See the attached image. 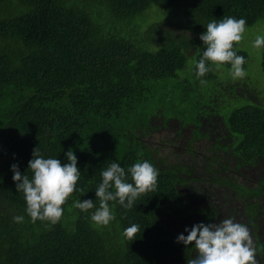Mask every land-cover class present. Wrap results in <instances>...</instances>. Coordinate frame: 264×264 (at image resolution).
<instances>
[{
	"label": "trees",
	"instance_id": "16d2710c",
	"mask_svg": "<svg viewBox=\"0 0 264 264\" xmlns=\"http://www.w3.org/2000/svg\"><path fill=\"white\" fill-rule=\"evenodd\" d=\"M180 1L106 0L112 13L125 20L152 5L171 8ZM224 16L244 17L247 27L252 26L264 20V0H191L185 19L194 37L169 33L158 39L159 44L167 42L156 52L123 38L100 37L92 15L71 0H0V264H173L196 254L192 246L177 242V236L185 234L184 226L219 222L224 205L209 192L227 182L229 158L222 151H194L193 137L188 144L194 159L176 164L159 150L153 152L143 138L165 123L170 129L173 120L180 124L175 135L189 129L192 123L177 117L147 113L155 82L185 68L184 50L197 48L199 60L207 23ZM234 46L246 57V68L249 55L237 49V42ZM213 78L211 71L203 77ZM157 120L161 125L155 126ZM225 123L238 161L248 167L264 164L263 107L245 105ZM37 147L62 163L73 150L82 173L77 186L83 191L70 195L54 225L32 222L24 194L13 180V164L31 178L29 161ZM113 160L126 169L148 160L159 169L156 190L142 194L131 210L109 202L113 222L123 230L140 225L136 239L125 237L124 251L118 254L91 220L95 209L85 213L73 203L92 199L99 206L95 189L102 182L101 171ZM261 192L264 189L247 191L246 196ZM16 215H23L24 221H14Z\"/></svg>",
	"mask_w": 264,
	"mask_h": 264
},
{
	"label": "clouds",
	"instance_id": "9594fccd",
	"mask_svg": "<svg viewBox=\"0 0 264 264\" xmlns=\"http://www.w3.org/2000/svg\"><path fill=\"white\" fill-rule=\"evenodd\" d=\"M246 31L247 20L244 17L224 16L207 23L206 31L200 36L204 51L195 61L196 76L202 85L207 83L203 77L213 70V64L217 69L230 65L233 79L246 75V57L238 54L234 46V42L244 38ZM253 46L258 49L264 47V35L258 34ZM66 160L62 163L57 157H45L37 147L29 161V169L33 173L31 178L21 173L18 164L11 166L16 188L24 194L26 212L33 223L37 220L53 225L58 223L64 213L62 205L73 192L83 191L77 186L82 173L73 150L67 151ZM101 176L102 182L95 189L99 206L92 199H76L73 203L85 213L95 209L90 213L91 220L107 226L116 218L113 205L109 202L118 201L122 208L131 210L142 194L156 190L159 169L148 160L137 162L127 169L113 160L101 171ZM13 219L22 223L25 217L16 215ZM139 231L140 225L132 223L124 229L123 235L133 241ZM185 232L187 235L180 233L177 236V242L192 246L196 254L188 257L184 264H257L250 229L234 216L218 223L199 222L186 227Z\"/></svg>",
	"mask_w": 264,
	"mask_h": 264
},
{
	"label": "rangeland",
	"instance_id": "374dc122",
	"mask_svg": "<svg viewBox=\"0 0 264 264\" xmlns=\"http://www.w3.org/2000/svg\"><path fill=\"white\" fill-rule=\"evenodd\" d=\"M71 1L77 4L79 9L92 15L99 27V36L102 38L111 36L123 38L140 49L156 52L167 42L159 44L158 39L169 33L174 36L194 37L185 19V12L190 7L191 0H181L171 8L152 5L142 15L131 20L117 18L106 0ZM151 26H155L154 29L151 30ZM258 34L264 35V20H259L256 24L247 27L244 38L237 42V49L249 55V62L245 68L246 75L239 79L231 77L230 67L223 66L217 69L213 64L211 72L215 78L207 80V83L202 85L195 75L198 49L184 50V55L187 57L185 68L179 70L173 78L155 82L153 98L147 113L154 116L162 114L165 118L171 119L177 117L183 123L196 124L201 118H208L212 114L219 115L226 121L233 112L245 105H256L264 109L262 49L253 46V41ZM237 83L244 84L236 88ZM245 94L247 97L244 96ZM177 122L173 120L169 123L171 126L168 132L159 128L154 134L143 138L149 143L153 152L159 150L160 156L168 157L175 163L180 161L176 155H187V151L181 148V142L189 138L191 129L194 130V128L185 130L180 137H177L175 135V130L178 128ZM157 125H161V120L156 121L155 126ZM198 164V162L195 163V165ZM69 214L71 210L65 216V226H69ZM112 222L107 226L100 224L98 226L104 240L111 242L112 249L118 254L120 250L124 251L122 249V243H125L124 230L122 225ZM46 227L48 228L47 225ZM186 227L184 226V231ZM187 259L188 257L184 255L173 264H184Z\"/></svg>",
	"mask_w": 264,
	"mask_h": 264
},
{
	"label": "flooded vegetation",
	"instance_id": "af4514ba",
	"mask_svg": "<svg viewBox=\"0 0 264 264\" xmlns=\"http://www.w3.org/2000/svg\"><path fill=\"white\" fill-rule=\"evenodd\" d=\"M186 128H194L190 131L189 138L181 142V148L187 151V155H176V158H180V161L194 159L188 144V140L194 139L193 137L196 138L194 151H222L229 158L225 172L227 182L211 187L209 193L214 200L217 199L224 205L219 221L234 216L238 222L247 224L253 238V247L256 248L257 264H264V192L258 196H246L247 191L264 189V164L248 167L238 161L229 145L233 137L227 131L225 120L219 115L201 118L196 124L187 125ZM162 131L168 132L167 123ZM180 135L177 133L176 136Z\"/></svg>",
	"mask_w": 264,
	"mask_h": 264
}]
</instances>
